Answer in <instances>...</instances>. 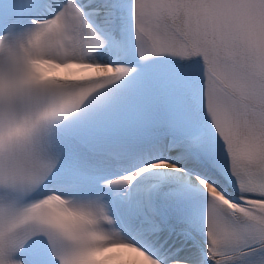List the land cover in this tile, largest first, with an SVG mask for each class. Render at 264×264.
I'll list each match as a JSON object with an SVG mask.
<instances>
[{
  "label": "snow or ice",
  "instance_id": "snow-or-ice-1",
  "mask_svg": "<svg viewBox=\"0 0 264 264\" xmlns=\"http://www.w3.org/2000/svg\"><path fill=\"white\" fill-rule=\"evenodd\" d=\"M0 264H264V0H0Z\"/></svg>",
  "mask_w": 264,
  "mask_h": 264
}]
</instances>
